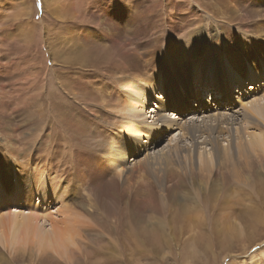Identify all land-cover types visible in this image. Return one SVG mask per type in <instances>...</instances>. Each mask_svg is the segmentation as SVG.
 Returning a JSON list of instances; mask_svg holds the SVG:
<instances>
[{"label":"rangeland","instance_id":"374dc122","mask_svg":"<svg viewBox=\"0 0 264 264\" xmlns=\"http://www.w3.org/2000/svg\"><path fill=\"white\" fill-rule=\"evenodd\" d=\"M109 2L100 7L96 0H47L45 4L43 0L39 4L37 0H0V74L6 69L14 74L0 81V115L8 124L5 135L8 133L18 149L15 155L26 151L21 157L13 155L12 162L30 172L35 163L56 170L48 182L53 183L56 192L53 202L49 199L53 212L49 219L38 224L47 231L50 220L54 218L58 222L60 216L55 213V204L60 194L69 206L84 208L83 216L85 208L91 211L88 218L85 216L88 238L79 239V250L71 248L67 256H57L58 261L54 263L45 258L39 263L31 259L35 253L22 251L12 257L9 251L0 248V264H253L255 261L264 264V152L261 161L246 157L251 168L247 180L233 175L232 161L239 164L243 157L235 155V160L225 151L224 160L213 162L209 175L207 171L194 169L188 174L192 175L189 179L170 178V171L175 168L165 170L163 166L161 191L145 170L139 172L140 179L137 177L132 189H124L114 172L106 170L103 159L93 154L92 150L97 147L91 139L92 133L106 132L113 122L105 112V100L120 95L117 90L121 87L115 84V77L127 73L156 79L167 40L174 37L171 42L176 48L170 47V50L175 48L178 55L182 40L179 36L189 31L194 34L197 25L207 32L212 42L238 35V29L243 31L238 35V45L243 44L250 57L244 58L240 51L236 53L244 77L239 75L241 86L233 81L231 93L234 98L241 97V93L262 96L264 90L259 91L256 80L250 78V62L259 65L258 50L264 53L263 35L252 29V25L262 27L264 32V0H226L228 8L219 11L199 0H159L157 6L153 5L154 0H120L118 6ZM53 7L59 11L54 17ZM18 19L30 27L22 31L25 34L17 32V29L21 31ZM246 22L247 26L239 25ZM168 24L176 25V29L180 26L178 36L169 33ZM113 38L124 43L120 42L125 47L122 52L135 62V67L124 73L111 64L117 58L114 56L117 48L111 45ZM227 42L226 45L235 48ZM161 69L160 77L164 78ZM207 75L205 70L201 84L204 90ZM226 76L230 81L231 74L226 72ZM194 87L192 80L189 90L192 92ZM55 94L65 101L59 107L48 104L55 100ZM218 97V91L214 97H208L210 104L214 105ZM29 98L32 102L28 103ZM259 102L264 104V98ZM230 104L234 105L232 101ZM66 109L69 112L64 122L60 116ZM145 111L143 116L147 118L151 112ZM254 118L264 123V115L255 114ZM71 120L73 124L78 122L85 133L79 135ZM35 126L37 132L32 129ZM247 126L250 123L243 124V128ZM168 137H162L164 143ZM0 146V172L6 171V186H15L21 173L11 170L7 148L1 143ZM222 146L226 148V141H222ZM49 150L52 159L47 158ZM25 158L28 163L23 165ZM100 170L112 179L111 185L118 195L115 199L107 198L105 203L91 182ZM8 190L16 194V189ZM236 227L241 231L239 235L234 231Z\"/></svg>","mask_w":264,"mask_h":264},{"label":"bare ground","instance_id":"6f19581e","mask_svg":"<svg viewBox=\"0 0 264 264\" xmlns=\"http://www.w3.org/2000/svg\"><path fill=\"white\" fill-rule=\"evenodd\" d=\"M45 1L47 0H43L42 4H45ZM158 1L154 0L153 5L157 6ZM109 3L112 4L113 0ZM199 3L211 5L213 9L218 11L228 8L226 0H199ZM118 4H120V0H118L117 6ZM135 6L139 7L136 2ZM230 8L235 10V7L229 6ZM29 11L30 9L27 12L30 13ZM115 11H117V8ZM57 12H59L58 9L56 10L53 7L51 15L54 17ZM22 14L24 17L25 13ZM98 18L101 20L100 17ZM67 19L70 20L69 18ZM18 21V27L21 31L17 29V32L25 34L22 31L28 25H25V22L20 19ZM239 25L247 26L248 24L246 22ZM168 27L171 30L169 33L178 36V31L181 30L180 26H177L178 29H176V25L168 24ZM195 28L194 34L189 31L183 32L179 36L182 40L180 39L178 46V55L177 52L175 53V44L171 42L174 37L167 40V44L164 47L166 51L163 55L161 54L162 64L160 65L159 73H157L158 76H155L156 79L144 74L140 78H138L139 74L137 76H129L127 73L117 75L114 81L116 82L115 84L121 87V89L117 90L120 95L116 94L112 98L108 97L105 100V112L112 118L113 122L111 126H107L106 132L100 131L96 134L89 132L97 147V150H92V152L95 151L93 154L103 159L106 170L114 172V176L120 179V184L124 189H132L134 183L138 180L137 177L140 179L139 172L145 170L150 175L151 181L158 191H161L163 166L165 170L167 167L175 168L170 171V178L178 176L179 178L189 179L192 175L188 174L190 172L193 173L194 169L196 172L207 171L209 175L213 162L224 160L222 158L225 151H227L229 158H235V155L236 157L238 155L243 157L239 164L232 161L234 164L233 175L246 180L249 177V169L251 171L247 158L256 157L259 159L258 161L263 160L264 123H260L254 116L255 114L264 115V104L259 102V99L264 98V94L256 97L255 95L245 96L241 93V97L235 98L232 95L233 89L231 87L233 81L241 86L239 77H244V71L237 64L236 58L238 55L236 53L240 51L244 58L249 59L250 57L247 48L243 44L238 45L240 44L238 35L243 31L238 29L236 32L238 35L229 39L224 38L222 41L212 42L201 26L197 25ZM252 29L258 32L260 36L261 34L263 35L262 41L264 42L263 28L261 27L260 29L252 25ZM120 42L121 40H116L115 38L111 40V45L113 44L112 46L117 48L114 49V56H117V58L111 64L121 69L124 73L130 67H135V62L131 59L132 57H127V53L122 52L125 47L122 48L124 43L121 42L122 44H120ZM226 42L230 43V45H235V48L226 45ZM170 47L175 48L170 50ZM11 52L9 53L10 55L16 53V51ZM122 53L126 58H124ZM141 53L145 54L146 52L142 51ZM258 57L261 60L259 65H255L254 61L250 62L252 66L250 78L256 80L258 89L261 91L264 90V85H261L262 83L264 84V53L261 50H258ZM127 59L130 61L127 62ZM148 60H150V57ZM226 61L227 64H225ZM230 68L231 70L233 69L232 72L231 70L229 71ZM139 69L137 67V71ZM160 69L164 78L160 77ZM205 70H208V82L205 83L207 86H205L206 89L204 90V87L201 88V84ZM226 72L231 74L230 81L226 79ZM12 74L6 69L4 74H0V81L5 77L9 78ZM191 79L193 80V85H195L192 92L189 90V85L192 84ZM158 90L161 91V94ZM217 91L219 93V102L217 100L212 105L208 97H214ZM49 96L50 98L53 97L51 94ZM30 98L33 99L31 96ZM231 101L234 105H239V108L231 105ZM27 102H32V100ZM64 102L63 98L58 94L55 96V100H51L48 104L59 107L61 106L60 103ZM26 104L23 103L22 108H25ZM35 107H37V104ZM148 109L151 112L148 115L151 118L149 121L148 117L146 118L145 116L144 118L143 116L146 113L145 110ZM67 111L69 112V109H66L64 113L62 112L63 114L60 116L64 122H67ZM252 120H255V122H252ZM73 123V120H71L70 124L77 128L76 132L79 135L82 132L85 133L82 127L78 125V122ZM245 123H250V126L243 128ZM6 126L8 127V124L1 119L0 115V129L2 128L0 130V143L7 148L11 170L14 173L18 172L21 174L17 175L15 186H6V171L3 173L1 169L0 172V248L9 251L12 257H16L18 252L27 251L35 253L34 255L31 254V259L39 263L43 262L44 258L48 261L53 260L51 263L57 262V256L60 258L67 256L71 248L79 250L77 248L79 239L88 238L86 235L87 218L91 211L89 208H85L86 218L82 214L84 208L80 210L75 206H69L67 199L60 194V198L55 204V213H59L60 219L57 222L53 218L49 221V230L42 229L38 223L43 219H49L53 212L49 207V199L50 202H53L56 192L53 190V183L48 184V182L50 177L55 175L56 170H49L48 167L45 169V165L39 166L38 163H35L34 166H31L33 171L30 172L29 169L28 171L26 170V167L15 165L12 162V156L18 152V149L10 141L8 133L6 134L7 136L5 135ZM32 129L37 130L36 126ZM172 130L175 133H170ZM30 134L32 133L29 132ZM166 135L169 137L164 143L165 138L162 137ZM127 138L132 140L130 149L125 147ZM222 141H226V148L222 146ZM34 149L36 152L37 149ZM77 151L86 154L83 151ZM23 153H26V151L21 150L15 156L20 155L21 157ZM48 154L47 158L52 159L50 150ZM27 159H24L23 165L28 163ZM5 166L6 163L4 164ZM146 166H149L150 169H147ZM35 170L37 173H35ZM52 171L54 175H52ZM91 182L102 202L105 203L107 198L115 199L118 196L111 185L112 179L106 178L104 170H100L98 176L93 177ZM24 185H26V189H23ZM8 189H16V194ZM52 192L53 195L51 194ZM12 206H14L13 210ZM131 215H134L133 217L136 221L137 216L134 213ZM136 222L138 223V221ZM234 231L238 235L241 233L238 227ZM262 254H264V250ZM253 264H259V262L255 261Z\"/></svg>","mask_w":264,"mask_h":264},{"label":"snow or ice","instance_id":"6c2138e0","mask_svg":"<svg viewBox=\"0 0 264 264\" xmlns=\"http://www.w3.org/2000/svg\"><path fill=\"white\" fill-rule=\"evenodd\" d=\"M118 0H113V6H115L117 4ZM37 3L39 4V0H37ZM96 3L100 6V7H104L107 4V0H96ZM121 8H124L125 11H128V9L125 7V5L121 4L120 5ZM126 148H131L132 147V140L131 138H127V143L125 145Z\"/></svg>","mask_w":264,"mask_h":264}]
</instances>
